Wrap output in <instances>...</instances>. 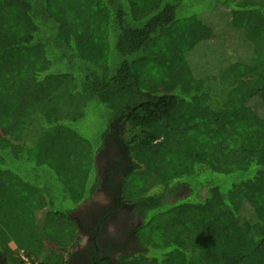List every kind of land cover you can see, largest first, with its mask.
<instances>
[{"label": "trees", "instance_id": "16d2710c", "mask_svg": "<svg viewBox=\"0 0 264 264\" xmlns=\"http://www.w3.org/2000/svg\"><path fill=\"white\" fill-rule=\"evenodd\" d=\"M262 71L264 0H0L4 264H68L110 141L118 264H264Z\"/></svg>", "mask_w": 264, "mask_h": 264}, {"label": "flooded vegetation", "instance_id": "af4514ba", "mask_svg": "<svg viewBox=\"0 0 264 264\" xmlns=\"http://www.w3.org/2000/svg\"><path fill=\"white\" fill-rule=\"evenodd\" d=\"M115 142L110 141L107 151L97 156L102 176L101 186L96 190L99 199L95 201L93 196L84 201L85 209L72 215L79 225V241L67 256L68 264H118L122 254H130L125 249L136 248L132 228L139 219L133 220L130 208L119 202L117 189L111 185L122 178L115 167L127 162L124 151ZM0 264H4L1 253Z\"/></svg>", "mask_w": 264, "mask_h": 264}, {"label": "rangeland", "instance_id": "374dc122", "mask_svg": "<svg viewBox=\"0 0 264 264\" xmlns=\"http://www.w3.org/2000/svg\"><path fill=\"white\" fill-rule=\"evenodd\" d=\"M227 79H229V78H225V79H222V80H226V81H223L224 82V84H225V87L227 88L228 87V81H227ZM216 79H213V80H211V82H210V85L211 86H213L214 84H220L221 85V82H218V81H215ZM262 84H264V71H262V72H258L257 74H254V75H252V76H250L249 77V80H248V82H247V86H249L250 88H259V87H261L262 86ZM222 86V85H221ZM227 91L226 90H224V88L222 87V94H224V96H225V93H226ZM82 101H79V100H77L76 101V103H78L77 105H78V107H82L84 104H83V102L81 103ZM98 193H96L95 195H94V200L95 201H97L98 199H99V195H97ZM91 200V199H90ZM83 210V209H85V206L84 205H82L81 204V206L76 210V211H78L79 212V210ZM80 241L82 242V239H80ZM14 249H16V246L13 244V245H11ZM19 254V253H18Z\"/></svg>", "mask_w": 264, "mask_h": 264}, {"label": "built area", "instance_id": "2783aa9c", "mask_svg": "<svg viewBox=\"0 0 264 264\" xmlns=\"http://www.w3.org/2000/svg\"><path fill=\"white\" fill-rule=\"evenodd\" d=\"M20 256L22 257V259H23L27 264H30V263H29V259H28V257L25 256V254H24L23 251L20 252Z\"/></svg>", "mask_w": 264, "mask_h": 264}]
</instances>
